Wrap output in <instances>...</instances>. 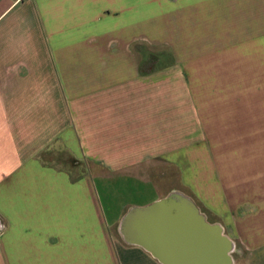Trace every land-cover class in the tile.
<instances>
[{
    "label": "crops",
    "instance_id": "1",
    "mask_svg": "<svg viewBox=\"0 0 264 264\" xmlns=\"http://www.w3.org/2000/svg\"><path fill=\"white\" fill-rule=\"evenodd\" d=\"M169 174L264 264V0H0V264H164Z\"/></svg>",
    "mask_w": 264,
    "mask_h": 264
},
{
    "label": "water",
    "instance_id": "2",
    "mask_svg": "<svg viewBox=\"0 0 264 264\" xmlns=\"http://www.w3.org/2000/svg\"><path fill=\"white\" fill-rule=\"evenodd\" d=\"M119 233L126 243L141 246L164 264H236V241L181 190L129 209Z\"/></svg>",
    "mask_w": 264,
    "mask_h": 264
},
{
    "label": "rangeland",
    "instance_id": "3",
    "mask_svg": "<svg viewBox=\"0 0 264 264\" xmlns=\"http://www.w3.org/2000/svg\"><path fill=\"white\" fill-rule=\"evenodd\" d=\"M180 182V180H174V178L172 177V176H170V174H169V177L166 179V180H164V181H162V183H161V187L163 188V189H166V188H172V189H177V190H180V189H182L183 187V184H180L179 183ZM96 184H97V186H98V188L99 189H101L102 188V186H101V181L100 180H96ZM173 187H175V188H173ZM183 189H185V190H187V188H183ZM185 190L183 191V190H181V191H183V192H185ZM189 191V190H188ZM186 193V192H185ZM188 194V193H187ZM190 195V194H189ZM191 196V195H190ZM103 199H104V197H103ZM234 255H237V253L235 252L234 253Z\"/></svg>",
    "mask_w": 264,
    "mask_h": 264
},
{
    "label": "trees",
    "instance_id": "4",
    "mask_svg": "<svg viewBox=\"0 0 264 264\" xmlns=\"http://www.w3.org/2000/svg\"><path fill=\"white\" fill-rule=\"evenodd\" d=\"M162 62L159 60L158 57H150L149 59L145 60L141 65V73L142 75H147L158 69L157 66L154 68L155 65H160Z\"/></svg>",
    "mask_w": 264,
    "mask_h": 264
}]
</instances>
